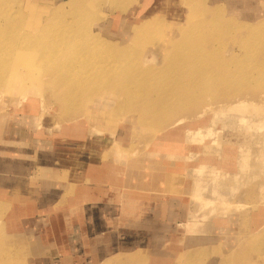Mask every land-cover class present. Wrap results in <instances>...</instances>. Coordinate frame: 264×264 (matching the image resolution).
Returning <instances> with one entry per match:
<instances>
[{
    "label": "rangeland",
    "instance_id": "1",
    "mask_svg": "<svg viewBox=\"0 0 264 264\" xmlns=\"http://www.w3.org/2000/svg\"><path fill=\"white\" fill-rule=\"evenodd\" d=\"M8 1L0 264H264V0H105L88 18L65 1ZM97 32L123 55L107 74L81 44ZM210 129L202 143L188 134ZM83 194L111 203L104 220L84 219ZM133 213L140 222L122 225Z\"/></svg>",
    "mask_w": 264,
    "mask_h": 264
},
{
    "label": "bare ground",
    "instance_id": "2",
    "mask_svg": "<svg viewBox=\"0 0 264 264\" xmlns=\"http://www.w3.org/2000/svg\"><path fill=\"white\" fill-rule=\"evenodd\" d=\"M103 1H105V0H67V1H65V5H63L62 7H65V6H67V7H70V6H74L75 8H74V11L75 10H77V8L79 9V11L81 10V12H86V16H87V18H88V16L90 17V15H92V12L93 11H96V8H98V7H100L102 4V2ZM10 1H8V0H6V3L3 1V0H0V4H1V6H3L5 9H0L1 11H0V17L1 16H4V18H6L5 20H7V22H9V20H10V18H11V16L9 15V13H10V9L8 8V3H9ZM89 2V3H88ZM6 4V6H5V4ZM7 9V10H6ZM99 9V8H98ZM62 11H64V10H62ZM219 9H214L213 11L211 10L209 13L212 15V20H213V22L214 21H216L217 22V19L218 18H220V17H218L219 16ZM60 11H57L56 12V16L58 15V13H59ZM208 13V12H207ZM191 14H194V13H191ZM191 14H188V15H190L191 16ZM81 15H83L82 13H80V16ZM195 15V14H194ZM194 15H193V17H194ZM208 15V14H207ZM85 16V15H84ZM193 17H190V19H189V16H188V21H190V23L192 22V20H194V19H192ZM84 18V17H83ZM80 19V18H79ZM86 19V18H85ZM11 21V20H10ZM69 21V20H68ZM75 21H76V19H75ZM6 22V23H7ZM11 22H13L14 23V21H11ZM5 23V24H6ZM10 23V22H9ZM12 23V24H13ZM72 23V22H71ZM187 23H189V22H187ZM65 24V23H64ZM68 24H70L69 22L67 23V25ZM192 24V23H191ZM8 25V24H7ZM13 26V25H12ZM91 26H92V24H91ZM145 25H141L140 27H136L135 28V31H134V35H133V42H136V41H138V38L141 36V32H143V28L145 29V27H144ZM211 26V25H210ZM17 27V26H16ZM66 27H68V26H66ZM75 28H76V26H75ZM249 28V27H248ZM255 28V27H254ZM9 29V28H8ZM6 31H8L9 33H10V30H7V29H5ZM75 30V29H74ZM260 30V29H259ZM76 31V33L78 32L77 30H75ZM254 31V30H253ZM23 32H25V31H23ZM49 32V31H48ZM229 32V31H228ZM262 32H264V30L262 31ZM26 33V32H25ZM44 33H45V30L44 31H42V32H40L39 33V37H43L44 36ZM98 33V32H97ZM250 33H252V32H248V34H250ZM27 34H29V33H27ZM10 34L8 35V36H6L4 39H0V43L2 44V43H4V42H7L9 39H10ZM59 38V37H58ZM79 38V37H78ZM99 38L101 39V37H100V35H99V33L98 34H96V37H93L92 39L91 38H82L81 39V44H85V43H88V41H90V43H88V47H86V49H90V50H94V52H96V51H98V54H101V55H103V58H105V61H102V62H107V60H108V62L109 61H112V60H110L112 57H116V59L117 58H121V57H123V55L122 54H116L115 52H113V50H112V48H110V47H108V46H110V43L109 44H103V42L102 41H100L99 40ZM12 39V38H11ZM54 39V38H53ZM57 39V38H56ZM60 39H62L61 41V43H65V41H67L66 43L67 44H69L70 42H68V40H64V38H63V36H61V38ZM102 40V39H101ZM16 41H18V40H16ZM104 41V40H103ZM25 42H27V41H25ZM24 42V43H25ZM58 42V41H57ZM218 42V41H217ZM78 43V42H77ZM220 43V42H219ZM11 44V43H10ZM8 45V44H3V45H6L7 47L6 48H4L3 49V53L1 52L0 53V59L2 58H6L7 56H9L10 55V51H11V49H10V46H12V44L11 45ZM27 44V43H26ZM29 44V43H28ZM53 44V43H52ZM56 43H54V46L53 47H56V46H58L59 47V45H60V41H59V45L57 44V45H55ZM209 44V43H208ZM218 44V43H217ZM17 45H18V43H17ZM22 45H23V43H22ZM61 45H65V44H61ZM60 45V46H61ZM69 45H71V44H69ZM2 46V45H1ZM1 46H0V48H1ZM27 46V45H26ZM66 46H68V45H66ZM121 46V45H120ZM126 46V45H125ZM29 47V46H28ZM52 47V48H53ZM57 47V48H58ZM119 47V46H118ZM123 47H124V45H123ZM217 47V46H216ZM27 48V47H26ZM57 48H56V50H57ZM126 48V47H125ZM181 49V47H176V49L177 50H180ZM18 49H21V46H20V48L17 46H14V51L12 50V52L13 53H16L17 55H18V53H17V50ZM23 49V48H22ZM53 49H55V48H53ZM59 49V48H58ZM61 49H63L64 50V47L62 48V46H61ZM119 49V48H118ZM202 49V48H201ZM200 49V50H201ZM166 50V49H165ZM205 50V49H204ZM1 51H2V49H1ZM123 50H121L120 51V53L122 52ZM212 51V50H211ZM92 52V51H91ZM106 52V54H104ZM118 53V52H117ZM123 53H124V51H123ZM153 53V52H152ZM162 53H164V52H162ZM208 53H210V52H208ZM198 54V53H197ZM23 55V54H22ZM22 55H19V57H22ZM126 55V54H125ZM124 55V56H125ZM24 56V55H23ZM19 57L17 58L16 57V59H17V61L15 60L14 61V65H15V62L16 63H19V64H21L20 62H18L19 61ZM84 57V56H83ZM93 57V56H92ZM94 57H96V56H94ZM186 57V56H185ZM206 57V56H205ZM87 58V57H86ZM100 58H102V57H100ZM113 58V59H114ZM11 59H13V58H11ZM55 59V58H54ZM116 59H114V63H115V61H116ZM188 59V58H187ZM8 60L10 61V59L8 58ZM102 60V59H101ZM100 60V61H101ZM117 60H119V59H117ZM122 60V59H121ZM177 60V59H176ZM186 60V59H185ZM21 61V60H20ZM98 61V60H97ZM151 61H153V63H161V61H162V59L159 61V59L157 60V57H156V55H152V56H150V59H148L147 61H146V63L148 64V63H151ZM178 61H180V60H178ZM8 62V61H7ZM51 62V61H50ZM113 62H110V63H102V64H104L105 65V67L103 66V72L102 73H104L105 72V74H107L106 72H107V70L105 69V68H109V69H111V68H113L112 66H114L113 64ZM175 62H177V61H175ZM182 62V61H181ZM98 64L99 63H101V62H97ZM96 63V64H97ZM113 63V64H112ZM29 64V63H28ZM116 64H117V61H116ZM119 64V63H118ZM194 64V63H193ZM5 65H13V64H5ZM16 65H18V64H16ZM72 65H75V64H72ZM101 65V64H100ZM116 66V65H115ZM216 66H218V65H216ZM74 67V66H73ZM76 67V66H75ZM93 67V66H92ZM98 67V66H97ZM97 67H93V69H95V71H93V69L91 68L90 70H92V72L91 73H96L97 74V72H100V71H102V70H100V68L99 69H97ZM156 67V66H155ZM14 68V67H13ZM116 68V67H115ZM204 68V67H203ZM216 68V67H215ZM220 68H221V66H220ZM155 69V68H154ZM214 69V68H213ZM13 70V69H12ZM90 70H89V72H90ZM104 70H106V71H104ZM63 71H65V70H62V72ZM68 71H69V69H68ZM67 71V72H68ZM113 71V70H112ZM116 71V70H115ZM76 72V71H75ZM75 72H74V70H72V73L73 74H75ZM89 72H86V74H85V76H84V78H86V75L88 76V75H90L91 73H89ZM138 72V71H137ZM144 72V71H143ZM208 72H210V71H208ZM207 72V73H208ZM212 73H214V70L213 71H211ZM69 73H70V71H69ZM70 74V75H73V74ZM80 73V72H79ZM78 73V74H79ZM89 73V74H88ZM139 73V72H138ZM165 73H166V71H165ZM77 74V73H76ZM81 75L82 74H84V73H80ZM79 74V75H80ZM99 74V73H98ZM109 74V73H108ZM111 74V73H110ZM123 74V73H122ZM121 74V75H122ZM168 74V73H167ZM12 75V74H11ZM64 75V74H63ZM78 75V76H79ZM93 75H95V74H93ZM126 75V74H125ZM133 75V74H132ZM66 76V75H65ZM73 76H75V75H73ZM77 76V75H76ZM97 76V75H96ZM129 76V75H128ZM203 76V75H202ZM209 76V75H208ZM68 78L67 79H69V78H71V76H67ZM83 77V76H82ZM74 78V77H73ZM76 78V77H75ZM80 78H81V76H80ZM83 78V79H84ZM88 78V77H87ZM117 78V77H116ZM89 80V79H88ZM138 80V79H137ZM193 80V79H192ZM208 80V79H207ZM71 81V80H70ZM77 81V80H76ZM78 81H80V80H78ZM77 81V82H78ZM82 81V80H81ZM134 81V80H133ZM184 81V80H183ZM72 82L73 83H75V80L73 81V79H72ZM121 82V81H120ZM136 82V81H135ZM140 82V81H139ZM72 83V84H73ZM184 83V82H183ZM194 83V82H193ZM195 83H196V81H195ZM68 84H70V83H68ZM78 85V84H77ZM209 85V84H208ZM181 86H182V84H181ZM189 86V85H188ZM197 86H198V83H197ZM193 88V87H192ZM188 89V88H187ZM191 89V88H190ZM33 90V86L32 87H30V90L29 89H27V91L26 92H24L25 93V95H27L28 94V92H30V91H32ZM179 90V89H178ZM184 90V89H183ZM186 91V90H185ZM188 91V90H187ZM186 91V92H187ZM197 91H199V90H197ZM161 92V91H160ZM178 93V92H177ZM182 93V92H181ZM189 93H190V91H189ZM195 93V92H194ZM145 94V93H144ZM196 94V93H195ZM209 95V94H208ZM184 97V96H183ZM207 97V96H206ZM209 97V96H208ZM187 98V97H186ZM164 99V98H163ZM162 99V100H163ZM203 99V98H202ZM209 99V98H208ZM211 99V98H210ZM177 103V102H176ZM167 105V104H166ZM173 106H175L174 104H172ZM165 106V105H164ZM168 106V105H167ZM173 106H172V108H173ZM166 107V106H165ZM213 107V106H212ZM182 108V107H181ZM242 108V107H241ZM163 109H166V108H163ZM210 109V108H209ZM207 110V109H206ZM205 111V110H204ZM204 111L198 116V117H201V116H203L204 114ZM241 121H243V122H249L248 121V119L246 120L245 118H242L241 119ZM183 122V119H177L174 123H172L170 126H176V125H179V124H181ZM253 122V121H252ZM263 125H264V122H263ZM171 128V127H170ZM168 131H169V129H168ZM188 134L189 135H191L192 136V142L194 141V142H197V143H202V142H204L205 140H206V138L208 137V134L209 135H212L213 134V131L210 129L209 131H207V132H202L201 130H199V131H197V132H191V131H188ZM211 147H208V146H206V150L208 149H210ZM204 168H205V164L203 163V164H201V165H199L198 166V168L197 169H195V170H197V172H198V174L200 175V176H202V174H203V172H204ZM213 173H214V175H215V177L217 176V174H218V172H216V170H213ZM204 191H206V188H201V189H199L197 192H196V195H195V200H199V201H202V203L205 205V206H208L209 204H211L212 202L210 201V200H205V198H204ZM217 192V190H216V188H214V190H213V193L212 194H214V193H216ZM1 207V206H0ZM2 211V210H1ZM2 213V212H1ZM1 213H0V216H1ZM1 218V217H0ZM2 219V218H1ZM197 222V221H196ZM183 225H185L186 226V223H183ZM190 226H191V224H190ZM189 230H191L192 231V228H188ZM208 241V240H207Z\"/></svg>",
    "mask_w": 264,
    "mask_h": 264
},
{
    "label": "crops",
    "instance_id": "3",
    "mask_svg": "<svg viewBox=\"0 0 264 264\" xmlns=\"http://www.w3.org/2000/svg\"><path fill=\"white\" fill-rule=\"evenodd\" d=\"M60 1H67V0H60ZM38 184L39 185H36L35 187L40 186L38 191H42L44 193L48 192V191H58L59 188L56 187L55 185H59L60 186V183L59 184L58 183L46 184V182L44 183V181H42V182H40ZM32 186H34V185H32ZM32 190H33V188H32ZM88 201H91L95 205L96 208H94V210H93V208L90 207V205H88ZM99 201L100 200H99V198L97 196H94V197L93 196H88V194L80 195V197L77 199V205L79 206V208H81L82 210L85 211V215H84L85 218L84 219H86V220H88V219L91 220L92 219V221H95L97 219H103L104 220V214L102 213V211L105 210L107 207H109V205L111 203L110 204H108V203L102 204ZM103 206H104V208H102ZM57 218H59V217H57ZM121 218H122L121 219V224L122 225H129V224H132V223L135 224V223H139L140 222L139 221L140 220L139 214H134L133 213L132 215L131 214L122 215ZM98 242L102 244L101 238H98V239H95L94 241H91L90 244L93 246V245H96V243H98ZM110 254H112V253H110Z\"/></svg>",
    "mask_w": 264,
    "mask_h": 264
}]
</instances>
